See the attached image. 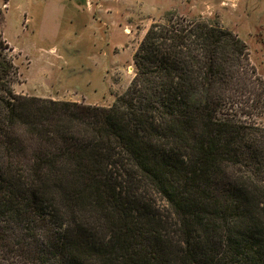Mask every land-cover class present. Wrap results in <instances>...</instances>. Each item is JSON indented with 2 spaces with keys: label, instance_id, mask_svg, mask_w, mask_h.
Instances as JSON below:
<instances>
[{
  "label": "trees",
  "instance_id": "obj_1",
  "mask_svg": "<svg viewBox=\"0 0 264 264\" xmlns=\"http://www.w3.org/2000/svg\"><path fill=\"white\" fill-rule=\"evenodd\" d=\"M0 32V264H264V76L168 14L109 106L18 93Z\"/></svg>",
  "mask_w": 264,
  "mask_h": 264
},
{
  "label": "rangeland",
  "instance_id": "obj_2",
  "mask_svg": "<svg viewBox=\"0 0 264 264\" xmlns=\"http://www.w3.org/2000/svg\"><path fill=\"white\" fill-rule=\"evenodd\" d=\"M252 7L250 0H0V32L14 48L18 93L109 106L131 85L148 28L168 14L234 31L264 76V21H257L264 13Z\"/></svg>",
  "mask_w": 264,
  "mask_h": 264
},
{
  "label": "crops",
  "instance_id": "obj_3",
  "mask_svg": "<svg viewBox=\"0 0 264 264\" xmlns=\"http://www.w3.org/2000/svg\"><path fill=\"white\" fill-rule=\"evenodd\" d=\"M252 7V10L255 12H260V13H264V0H250V6ZM256 14V13H255ZM257 16V15H256ZM255 15L252 16V19H257ZM259 20L257 21H264V19L262 20L261 18H258Z\"/></svg>",
  "mask_w": 264,
  "mask_h": 264
}]
</instances>
